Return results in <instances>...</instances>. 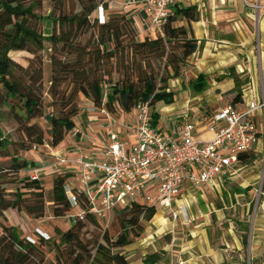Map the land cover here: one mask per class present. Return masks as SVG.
<instances>
[{"label": "trees", "instance_id": "obj_1", "mask_svg": "<svg viewBox=\"0 0 264 264\" xmlns=\"http://www.w3.org/2000/svg\"><path fill=\"white\" fill-rule=\"evenodd\" d=\"M50 4L48 14L43 16L38 13L41 0H0V86L4 92L1 105L8 109L23 136L13 141L0 131V157L8 159L7 166L0 167V174L9 175L8 185L13 186L11 191L0 187V264H128L121 250L141 237L145 223L156 214L155 206L135 203L131 208L115 210V220L107 226L87 213L86 200L76 189L71 191L76 205L70 204L65 193V186L70 182L68 173H57L52 178L49 200L45 201L42 177L36 180L28 177V171L37 164L23 158L21 153H30L32 147L40 148L45 144L44 130L35 122L38 119L48 125V144L45 145L55 149L65 141L79 115V96L95 107H103L114 117L120 113L130 114L137 103H147L152 110L157 103L170 101L169 82L182 77L185 66L202 47L190 27L198 20L199 12L195 6L175 4L161 32L153 38L144 36L137 41L135 25L122 13L107 15L108 19L100 23L98 8H102L103 17L110 13L108 0H50ZM47 22L51 31L46 36L36 25ZM88 32L93 36L92 45L81 47L78 38ZM44 41L73 58L71 62L50 58L53 72L49 92L55 114L45 112L39 96L37 83L41 79V68H32L35 65L31 61L27 68L20 67L22 73L19 74L16 72L19 65L10 57L11 53L19 52L36 55L43 49ZM125 48L144 59L164 60L161 76L144 74L135 82L128 78L114 83L108 80L109 73L101 71V67ZM241 74L235 67H229L215 76L218 82L233 83L235 95L229 105L235 108L243 107L241 87L248 84V80L240 81ZM67 76L70 77L68 92L61 90ZM207 85L204 74L189 82V88L196 93L207 89ZM151 115L154 128L158 113L152 110ZM256 151L239 155L236 166L253 162ZM46 203H51L55 218H66L72 210L84 215L82 218L76 215L65 231L55 229L54 235L47 234L46 238L36 232L41 231L38 227L34 232L21 234L16 226L2 222L6 211L21 214L25 225L32 220L38 222ZM87 225L102 231L83 240L81 234ZM240 239L246 249L247 235L242 234ZM46 245L53 253V261L45 259L43 248ZM165 257L166 252L159 249L147 253L142 261L157 264L164 262Z\"/></svg>", "mask_w": 264, "mask_h": 264}, {"label": "built area", "instance_id": "obj_2", "mask_svg": "<svg viewBox=\"0 0 264 264\" xmlns=\"http://www.w3.org/2000/svg\"><path fill=\"white\" fill-rule=\"evenodd\" d=\"M185 1L124 0V4L139 7L131 21L141 25L146 33L151 29L161 32L170 9ZM100 11L99 20L103 18L101 7ZM244 95L243 90L242 108L226 104L196 122L183 123L174 134L153 128L152 110L147 103H137L130 114L120 113L118 117L90 104L84 111L99 113L105 119L108 139L102 158L95 161L88 151L76 146L77 157L71 161L50 153L54 160L50 168L68 163L74 166V178L65 186L70 204L76 205V197L71 193L76 189L86 200L87 213L105 225L115 210L131 208L135 203L169 210L173 221L182 218L183 222H189L186 207L172 209L184 185L194 189L211 185L219 176L235 173L239 155L255 150L260 143L264 147V88L261 98L249 94L250 98L245 99ZM118 125L130 132V142L114 130ZM201 132L212 137L209 140L195 137ZM38 150L34 146L30 153ZM46 168L43 164L32 167L28 177L39 179ZM76 215L82 218L84 212Z\"/></svg>", "mask_w": 264, "mask_h": 264}, {"label": "rangeland", "instance_id": "obj_3", "mask_svg": "<svg viewBox=\"0 0 264 264\" xmlns=\"http://www.w3.org/2000/svg\"><path fill=\"white\" fill-rule=\"evenodd\" d=\"M50 6V0H41V9L38 13L45 16L48 14ZM98 13L100 16L101 11ZM111 14L115 15L117 13H111L110 11V13L105 14L103 18L100 17V23L103 20H107L108 16H111ZM260 14V8L257 5L253 8L252 12V26H255L254 38L257 43H253L252 51L254 59L249 63L247 58L242 59V57H240L239 59L242 68V71L239 72L242 73L240 75V81L244 82L245 80H248V84L246 83L241 87V89L244 90L245 99L250 98L251 95L261 98L262 88H264V55H262L260 60V49L258 47L260 42H264V30H261V28L257 29L256 27V22H258ZM36 26L38 30L45 33L46 36L51 31L49 22L46 24L39 23ZM136 28H139L138 23H136ZM56 31H58L57 28ZM147 32L148 33L145 36L149 38L155 37L157 33L154 29L148 30ZM143 37L141 36L139 28L138 32L135 33V39L139 41L143 39ZM77 42L81 47L86 46L87 44L92 45V33L88 32L84 34L78 38ZM10 57L19 65V68H16V72L19 74L22 73V69L27 68L31 61H33V64L35 65L32 66V68L36 66L41 68V79L40 82L37 83L39 96L42 99V105L45 112L55 114L56 110L55 107L51 106L52 100L49 92L51 88L50 78L53 72L50 58H54L61 62H71L73 58L66 55L64 52H61L58 48L52 47L48 41L43 42V49L38 51L36 55L19 52L11 53ZM105 65L106 66L103 68L101 67V71L103 70L109 73L107 78L108 80H111V82L114 83L127 78L135 82L137 78L144 74H152L155 77L161 76L164 60L155 58L144 59L141 55H137L133 53V51L125 48L122 51L117 52L115 57L107 64L105 63ZM20 67L22 69H20ZM193 68V64L188 62L184 68L182 77L169 82L168 90L172 93L170 95L171 100H163L152 108V110L161 116V125H164L163 118L168 119V124L170 125L182 118L183 121L194 122L196 118H200L201 115L207 116L211 112L220 110L221 107L229 104L234 97L235 93L231 88L233 83L228 80L219 82L221 85L218 90H214L212 87L210 88L209 85H207V89L201 92L196 93L195 91H192L189 88V82L192 80V77L197 74ZM69 79V76L65 77V82L62 83L61 90H65L67 92L70 90ZM212 79H215V81L218 82L215 76L212 77ZM208 83L209 82L207 80V84ZM3 93L4 92L0 86V131L11 140L17 141L21 137L23 138V136L21 135L20 128L10 117L8 109L1 105ZM77 102L79 115L74 119V123L81 122L82 108L86 105L87 100L84 97L79 96ZM167 107H173V109L167 111ZM35 122L43 128L44 143L48 144V125L42 119H38ZM66 139L67 136L65 140ZM83 142L84 139L79 141L80 144H83ZM45 144L40 146L42 151L36 153L38 157L42 156L47 158V149ZM256 150L257 153L253 162L236 166L234 169L235 173H225L219 176L210 187L203 186L200 190H196L188 184L184 185L181 190L182 195L173 202L172 209L175 210L176 208L182 206L186 207L189 220L193 219V221L183 222L182 218H177L173 221L169 210L158 209L156 212V218H159L160 220L164 219L166 221L167 225L165 229H162L161 227L157 228L156 225L151 224H148L149 228H147L150 231L152 230V232H155L157 229L160 230V232L162 231L157 240L159 245L164 243V245H169V251L175 250L177 248L176 244L178 242V238H183L185 233H187V226L190 225L191 222H196L201 218L210 222L211 225H209V231L214 235L215 239L219 238V235L222 232L225 234H231V232L236 230L235 234L239 237H241L242 234L247 235L249 244L250 237H252L255 229L256 219L259 216L264 215V147H262L261 143L257 145ZM21 155L29 161L34 160L32 159L33 153L24 152L21 153ZM7 164L8 159L0 157V167H6ZM10 178L11 177H9L6 173L0 174V187L11 191L13 186L8 185ZM42 183L45 201H48L50 194V181L46 180ZM51 210V203H46L43 217L38 221L40 223L32 220L29 224L25 225L21 222L22 215L16 211H6L2 222L7 226H16L19 228L21 234L34 232V228L38 227L42 232L54 235L55 229L65 231L72 223L73 217L76 214V211L72 210L67 214L66 218L61 219L53 217ZM114 220L115 217L114 214H112L107 226H109ZM145 227L146 224L144 225V228ZM101 231V229H95L91 225H87L82 231L81 238L83 240H89ZM225 239L227 240L226 237ZM48 242H51V240ZM248 244L246 249H242L244 251V258H247ZM48 248L49 245H46L43 248L47 262L53 261V253L49 252ZM229 250H231L228 252L230 257H237L238 252H236L233 248H230Z\"/></svg>", "mask_w": 264, "mask_h": 264}, {"label": "crops", "instance_id": "obj_4", "mask_svg": "<svg viewBox=\"0 0 264 264\" xmlns=\"http://www.w3.org/2000/svg\"><path fill=\"white\" fill-rule=\"evenodd\" d=\"M108 1L109 9L113 13H122L132 21L134 15L138 13L139 7H127L124 4V0ZM181 5L195 6L199 12L198 20L190 24L193 37L202 46L190 59V63L193 64V69L197 73L192 77V80L197 75L204 74L209 82V87L218 90L221 84L212 79V77L223 74L229 67H235L237 72H241L240 57L242 59L247 58L248 63L254 59L252 50L253 43H256V41L254 38L255 26H252V12L253 8L258 5L261 14L258 22H256V27L264 30V0H186ZM134 25L136 27V22H134ZM139 28L142 37L148 33H143L141 25H139ZM258 47L261 60L262 55H264V42H260ZM231 88H233V85ZM90 104L87 101L82 108L81 122L74 123V127L69 131L65 141L55 149L45 145L47 158L36 155V153L42 151L40 148L38 152L33 153V162L47 167L41 176L44 181H51L56 176L57 171L68 173L69 180L74 178V166L70 163L61 167L50 168L54 161L50 157V153L63 155L68 161H71L77 157L74 148L80 146L83 150L90 153L93 160L99 161L102 158L101 152L108 139L107 128L105 127V119L99 113H86L84 111V108ZM172 109L173 107H167V111ZM200 118L197 117L194 122ZM160 122L161 116L158 114L154 129L165 134H174L177 128L187 121H183L182 118L170 125L168 124L169 120L163 118L164 125H161ZM114 130L119 133L123 140L131 141V134L125 128L118 125ZM72 132H75L76 135L73 136ZM195 137L209 140L212 135L208 132H201L195 134ZM83 139V144H80L79 141ZM212 185H208V187ZM156 217L157 213L151 221L145 223L146 227L140 238L121 250V253L126 256L128 264H144L142 261L143 257L147 253L156 252L159 249L166 252V257L164 262L157 264H264V215L256 219L255 229L248 244L247 258H244L241 239L235 234L236 230L231 232V234L222 232L219 235L220 237L215 239L214 235L209 231L210 222L202 218L196 222H191L187 226V233H185L183 238H178L177 248L169 251V245H164V243L159 245V242H157L162 231L160 232L157 229L152 232V230L148 229V224L165 229L166 221ZM190 221H193V219ZM40 233L41 236H47L46 232L40 231ZM230 248L238 252L237 257L232 258L229 256Z\"/></svg>", "mask_w": 264, "mask_h": 264}]
</instances>
